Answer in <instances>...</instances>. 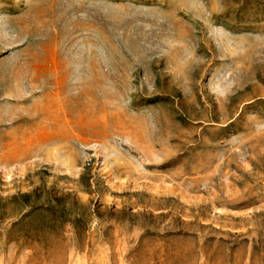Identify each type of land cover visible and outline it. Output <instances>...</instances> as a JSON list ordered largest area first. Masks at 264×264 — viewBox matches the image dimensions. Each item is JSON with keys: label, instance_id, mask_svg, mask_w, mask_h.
<instances>
[{"label": "rangeland", "instance_id": "1", "mask_svg": "<svg viewBox=\"0 0 264 264\" xmlns=\"http://www.w3.org/2000/svg\"><path fill=\"white\" fill-rule=\"evenodd\" d=\"M0 264H264V0H0Z\"/></svg>", "mask_w": 264, "mask_h": 264}]
</instances>
